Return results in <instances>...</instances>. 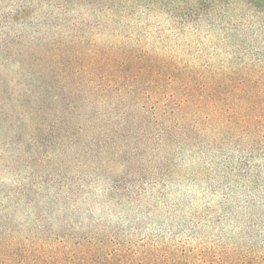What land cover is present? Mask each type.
I'll return each instance as SVG.
<instances>
[{
	"label": "rangeland",
	"instance_id": "rangeland-1",
	"mask_svg": "<svg viewBox=\"0 0 264 264\" xmlns=\"http://www.w3.org/2000/svg\"><path fill=\"white\" fill-rule=\"evenodd\" d=\"M264 0H0V264H264Z\"/></svg>",
	"mask_w": 264,
	"mask_h": 264
},
{
	"label": "trees",
	"instance_id": "trees-1",
	"mask_svg": "<svg viewBox=\"0 0 264 264\" xmlns=\"http://www.w3.org/2000/svg\"><path fill=\"white\" fill-rule=\"evenodd\" d=\"M240 78L243 84L247 86V88L254 90V88L258 87L259 89L257 90V94L264 100V84H260L258 82L260 79H257L256 75H245L244 77L243 75H241Z\"/></svg>",
	"mask_w": 264,
	"mask_h": 264
}]
</instances>
